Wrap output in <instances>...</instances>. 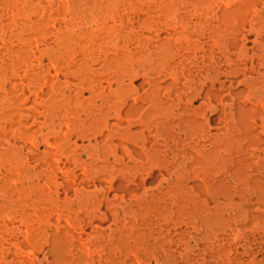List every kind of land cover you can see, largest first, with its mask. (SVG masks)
Returning <instances> with one entry per match:
<instances>
[{
	"label": "rangeland",
	"instance_id": "obj_1",
	"mask_svg": "<svg viewBox=\"0 0 264 264\" xmlns=\"http://www.w3.org/2000/svg\"><path fill=\"white\" fill-rule=\"evenodd\" d=\"M0 264H264V0H0Z\"/></svg>",
	"mask_w": 264,
	"mask_h": 264
}]
</instances>
